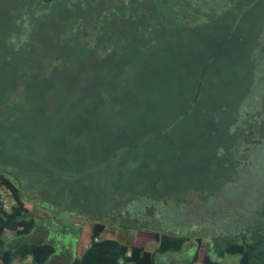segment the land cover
<instances>
[{
	"label": "rangeland",
	"instance_id": "rangeland-1",
	"mask_svg": "<svg viewBox=\"0 0 264 264\" xmlns=\"http://www.w3.org/2000/svg\"><path fill=\"white\" fill-rule=\"evenodd\" d=\"M19 1L0 0V174L22 200L120 235L129 225L191 239L156 264H186L196 238L241 231L264 195V0H223L191 30L115 22L104 53L89 41L94 18L123 0L83 12L55 2L35 34L9 43ZM78 20L84 30L62 36ZM71 236L18 240L59 247L47 264H69Z\"/></svg>",
	"mask_w": 264,
	"mask_h": 264
},
{
	"label": "trees",
	"instance_id": "trees-1",
	"mask_svg": "<svg viewBox=\"0 0 264 264\" xmlns=\"http://www.w3.org/2000/svg\"><path fill=\"white\" fill-rule=\"evenodd\" d=\"M61 1L63 0H55L47 5L34 0L35 7L27 8L20 0V5L15 7L10 16L7 28L8 42L25 40L35 34L39 22L52 12L47 6ZM136 2L138 5H134L133 12L129 1L123 0L118 8L104 10L94 18L89 41L97 44L95 51L104 53L110 50L115 22L123 20L142 22L137 27L139 35L152 34L156 27L191 30L202 26L224 4L223 0H136ZM207 3H213L216 9L207 8ZM90 4L91 0H65L63 5L70 11L76 9L83 12ZM38 5L45 9L36 7ZM82 24L81 20H78L76 25L63 31L62 36L84 30ZM258 56L257 71H260L263 56L261 54ZM3 193H8L11 197L12 205L9 208L4 204ZM32 207L33 203L22 200L19 188L11 179L0 174V264H47L55 254V247L52 244L28 245L18 240L20 237L30 235L34 230ZM120 228L135 232L132 245L125 246L119 243L117 230L111 225L94 221L83 222L77 231L75 254L69 264H120V262L156 264L157 255L181 253L185 244L191 241L180 234L161 233L137 226L121 225ZM6 234H10L13 239L8 240ZM195 243L186 264H220L219 261L225 256H239L238 264H264V195L254 217L247 218L241 231L228 235L219 233L206 239L198 237ZM149 244L157 245L153 252L146 250ZM28 258L31 259L30 263L27 262Z\"/></svg>",
	"mask_w": 264,
	"mask_h": 264
},
{
	"label": "crops",
	"instance_id": "crops-1",
	"mask_svg": "<svg viewBox=\"0 0 264 264\" xmlns=\"http://www.w3.org/2000/svg\"><path fill=\"white\" fill-rule=\"evenodd\" d=\"M36 207L37 208H34V204H33L32 207L33 216L38 217V220H35V227L33 231H41V233H43V235L45 236L48 235V231L51 232L53 231L56 235H60L65 230H69L70 234L72 235L71 236L72 238L69 239V245L67 244V246L71 247L72 260H73L75 254L76 242H77V231L85 221H83L81 218H79V220H76V218H74L72 214L69 215L68 217L62 215L58 216V213H56L55 210L49 207H45L46 211H41V208L43 207H40L39 203L36 204ZM122 230H124L125 233L121 235L117 232L118 242L125 246L132 245L135 239V232L134 231L132 232V230H125V229ZM6 238L10 241L13 239V237L10 234H6ZM59 249H60L59 247L55 248V254L59 252ZM29 259L30 258L27 259L28 263H30Z\"/></svg>",
	"mask_w": 264,
	"mask_h": 264
},
{
	"label": "water",
	"instance_id": "water-1",
	"mask_svg": "<svg viewBox=\"0 0 264 264\" xmlns=\"http://www.w3.org/2000/svg\"><path fill=\"white\" fill-rule=\"evenodd\" d=\"M38 1H40V2H42V3H44V4H48V3H50L52 0H38Z\"/></svg>",
	"mask_w": 264,
	"mask_h": 264
},
{
	"label": "flooded vegetation",
	"instance_id": "flooded-vegetation-1",
	"mask_svg": "<svg viewBox=\"0 0 264 264\" xmlns=\"http://www.w3.org/2000/svg\"><path fill=\"white\" fill-rule=\"evenodd\" d=\"M55 0H52L50 3H48L47 5H49V4H51V3H53Z\"/></svg>",
	"mask_w": 264,
	"mask_h": 264
},
{
	"label": "built area",
	"instance_id": "built-area-1",
	"mask_svg": "<svg viewBox=\"0 0 264 264\" xmlns=\"http://www.w3.org/2000/svg\"><path fill=\"white\" fill-rule=\"evenodd\" d=\"M3 195H4V193H3ZM120 264H123L122 262H120Z\"/></svg>",
	"mask_w": 264,
	"mask_h": 264
}]
</instances>
